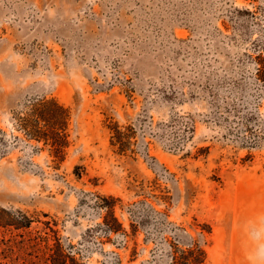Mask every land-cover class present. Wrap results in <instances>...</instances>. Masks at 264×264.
<instances>
[{
    "label": "rangeland",
    "instance_id": "rangeland-1",
    "mask_svg": "<svg viewBox=\"0 0 264 264\" xmlns=\"http://www.w3.org/2000/svg\"><path fill=\"white\" fill-rule=\"evenodd\" d=\"M262 75L264 0H0V209L33 220L0 227V264H51L56 243L171 264L193 240L203 264H264ZM41 99L70 112L62 161L21 128Z\"/></svg>",
    "mask_w": 264,
    "mask_h": 264
},
{
    "label": "trees",
    "instance_id": "trees-1",
    "mask_svg": "<svg viewBox=\"0 0 264 264\" xmlns=\"http://www.w3.org/2000/svg\"><path fill=\"white\" fill-rule=\"evenodd\" d=\"M69 120L70 112L65 106L54 99H41L31 106L29 116L22 119L21 128L28 138L50 145L55 157L62 161L66 149L70 146L67 133ZM188 129L191 130L190 127ZM134 130L135 128L130 126L122 128L118 124L114 125L111 145L116 147L121 154L134 152L132 149ZM97 199L98 207L106 212L104 223L100 228L107 235L124 233L123 225L115 213L119 200L114 197H98ZM0 211L4 215L0 217V227L20 230L29 229L32 225L33 220L20 211L16 213L5 209H0ZM49 250L51 251L49 255L51 264H83L76 258V254L66 253L60 243H56L55 250ZM172 250L171 264H203L206 259L205 251L194 240L189 242L187 249L174 244Z\"/></svg>",
    "mask_w": 264,
    "mask_h": 264
}]
</instances>
